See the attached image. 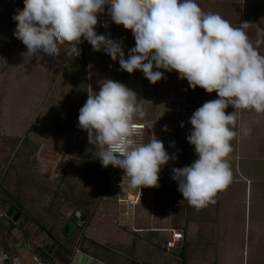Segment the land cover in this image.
Wrapping results in <instances>:
<instances>
[{
	"label": "crops",
	"instance_id": "crops-1",
	"mask_svg": "<svg viewBox=\"0 0 264 264\" xmlns=\"http://www.w3.org/2000/svg\"><path fill=\"white\" fill-rule=\"evenodd\" d=\"M196 2L204 12L218 13L234 27L248 22L249 39L264 54V32H261L264 0H242L239 10L233 8L231 0H218L220 7L216 9L212 0ZM19 7V0H0V79L7 80L6 86L2 85L6 90L4 97L0 99V129L4 136L18 138L28 131L41 112L42 99L51 96L52 81L53 86L58 80L64 81L65 88L71 90V96L82 107L90 89L98 92L99 81L112 79L133 90L138 102L145 101L142 104L144 116L136 118V123L144 125V130L136 135L134 146L148 142L154 134L176 159L161 168L157 187H130L127 177L120 173L121 187L128 192L136 193L145 188L147 191L135 205L113 203L112 212L116 217L112 221L103 211L111 195H103L102 201L98 198L97 203L101 214L97 211L96 215L85 216L79 211L80 217L71 216L65 228L66 244L22 241V248H16L14 253H19L26 264H32L29 256L37 247L53 248L51 257L56 264H75L80 252L105 264H235L233 258L239 252L246 253V248L249 249L246 239L251 237L255 242L254 255H259L264 240V113L237 110L238 135L231 141L233 151L228 157L232 181L216 194L214 202L195 208L183 200L171 170L188 166L197 159L194 147L186 140L191 129L188 121L204 102L216 99V93L207 94L199 87L189 88L187 81L179 79L174 71L164 72L159 82L150 84L140 71L132 74L122 71L118 61H112L103 50L87 49L83 38L78 45V57L65 56L68 46H62L56 58L42 52L35 57L24 55L25 45L13 35L16 22L12 17ZM100 34L121 42L126 58L135 46L132 33L123 26L114 25L109 32ZM83 79L81 85L78 81ZM26 91L33 96L31 102L28 96L27 104L23 100ZM35 91L38 92L36 97ZM232 111L231 106L225 109L226 113ZM242 128L249 129V135L244 136ZM82 219L85 222L80 225ZM171 231L182 233L183 239L173 249L166 250ZM108 233L112 234V239L106 237V245L112 252L95 251L91 238L99 240ZM26 243L30 244V249L25 247ZM1 252L8 251L0 249Z\"/></svg>",
	"mask_w": 264,
	"mask_h": 264
},
{
	"label": "clouds",
	"instance_id": "clouds-1",
	"mask_svg": "<svg viewBox=\"0 0 264 264\" xmlns=\"http://www.w3.org/2000/svg\"><path fill=\"white\" fill-rule=\"evenodd\" d=\"M105 6L112 23L134 37L127 58L121 42L95 30ZM12 19L13 35L27 49L24 55L42 52L56 58L68 46L65 56L78 57L83 38L93 51L103 50L118 61L122 71L142 72L150 84L174 71L189 88L215 92L217 98L204 102L188 121L186 140L197 159L172 168V179L195 208L214 202L231 183L228 157L238 135L237 110L264 113V54L250 41L248 22L234 27L218 13L204 12L196 0H23ZM98 86V92L90 89L78 113L79 128L99 149L96 158L103 167L121 169L130 187H157L161 168L176 156L154 134L134 146L133 130L136 118L144 116L145 101L138 102L137 94L119 81L103 79ZM229 106L234 111L226 113ZM241 132L249 135L247 128Z\"/></svg>",
	"mask_w": 264,
	"mask_h": 264
},
{
	"label": "rangeland",
	"instance_id": "rangeland-1",
	"mask_svg": "<svg viewBox=\"0 0 264 264\" xmlns=\"http://www.w3.org/2000/svg\"><path fill=\"white\" fill-rule=\"evenodd\" d=\"M231 1L235 9L243 5L242 0ZM19 2L22 9L23 0ZM217 2L212 0L214 9L220 7ZM104 12L107 13V7ZM78 82L82 85L84 79ZM6 83L7 80L0 79L1 100L6 91L2 85ZM50 86V98L42 99L41 112L24 135L10 138L0 129V211L7 217L0 222V249L9 253L22 248L23 242L66 244L65 228L75 211L85 216L96 215L99 199L102 201L103 195H111L103 211L112 221L116 217L112 204L126 197V192L122 194L116 190L108 175V168L112 166H102L96 158L99 149L95 151V146L89 144L88 133L79 128L81 105L71 96V90L65 88L62 80L56 81L54 86L52 81ZM37 94L35 91L34 96ZM24 96V103H28V96L32 101V93L26 91ZM114 169L124 175L121 169ZM145 190L131 194L140 193L143 199ZM15 200L19 208L10 216V204ZM97 213L101 214V210ZM110 236L112 239L110 233L103 234L99 240L91 238L95 251L112 252L106 245V237ZM246 242L249 249L246 248L244 255L239 252L233 258L235 264H264V240L259 255H254L252 250L254 240L250 237ZM4 244L10 250H5Z\"/></svg>",
	"mask_w": 264,
	"mask_h": 264
},
{
	"label": "built area",
	"instance_id": "built-area-1",
	"mask_svg": "<svg viewBox=\"0 0 264 264\" xmlns=\"http://www.w3.org/2000/svg\"><path fill=\"white\" fill-rule=\"evenodd\" d=\"M114 25L115 24L112 23L108 14L106 12H103V13L98 14V23H97L95 30L97 34L107 33L113 29ZM85 43H86L87 49L91 50L92 49L91 45L87 41H85ZM143 130H144V125L136 123V127L133 130V136L134 135L136 136L137 134L142 133ZM108 173H109L108 175L111 181L114 183L113 185L116 188V190L122 194L126 192V197L118 199V203L123 204V205H129V206L137 204L140 198V193H138L137 196H133L131 195V192H128L127 189L124 188V186L121 187L120 182H121L122 176L113 167L108 168ZM130 195L132 196L131 198H130ZM3 217H6V215L3 211H0V219H2ZM182 239H183L182 233L171 231L170 239L166 240L165 249L166 250L173 249L176 243L182 241ZM25 247L27 249H30V244H25ZM29 259L32 264H44L42 260L39 258V256L33 253H31V255L29 256ZM0 264H26V263H25L24 258L19 253L11 254L9 252H1L0 253Z\"/></svg>",
	"mask_w": 264,
	"mask_h": 264
},
{
	"label": "water",
	"instance_id": "water-1",
	"mask_svg": "<svg viewBox=\"0 0 264 264\" xmlns=\"http://www.w3.org/2000/svg\"><path fill=\"white\" fill-rule=\"evenodd\" d=\"M80 212L76 211L73 215L74 217H80ZM85 222V219H82V221L79 222L80 225H83ZM53 248L44 249L43 247H37L34 251V254L39 256V258L42 260L44 264H56V262L51 257ZM75 264H105L103 262H100L97 259H94L90 257L87 254H84L83 252L78 253L77 258L75 259Z\"/></svg>",
	"mask_w": 264,
	"mask_h": 264
},
{
	"label": "trees",
	"instance_id": "trees-1",
	"mask_svg": "<svg viewBox=\"0 0 264 264\" xmlns=\"http://www.w3.org/2000/svg\"><path fill=\"white\" fill-rule=\"evenodd\" d=\"M102 194V193H101ZM14 204V205H13ZM13 204H10V216H12L13 214H14V212L15 211H17L18 210V208H19V204L17 203V200H15L14 202H13ZM18 207V208H17ZM5 219H7V217H3L2 219H0V222H3ZM4 247L6 248L5 250H10V249H8V247H6V245L4 244ZM11 254H14V252H10Z\"/></svg>",
	"mask_w": 264,
	"mask_h": 264
},
{
	"label": "bare ground",
	"instance_id": "bare-ground-1",
	"mask_svg": "<svg viewBox=\"0 0 264 264\" xmlns=\"http://www.w3.org/2000/svg\"><path fill=\"white\" fill-rule=\"evenodd\" d=\"M132 196L130 195V198H131Z\"/></svg>",
	"mask_w": 264,
	"mask_h": 264
}]
</instances>
